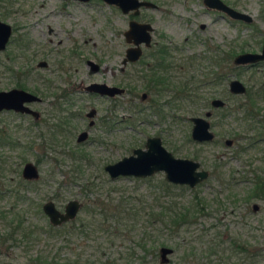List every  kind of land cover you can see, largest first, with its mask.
<instances>
[{
	"label": "rangeland",
	"instance_id": "rangeland-1",
	"mask_svg": "<svg viewBox=\"0 0 264 264\" xmlns=\"http://www.w3.org/2000/svg\"><path fill=\"white\" fill-rule=\"evenodd\" d=\"M151 1L158 2L159 10H144L143 14L155 20L154 32L163 31L176 44L175 57H200L199 71L196 72L193 66L191 72L194 77L201 79L203 76L208 63L202 57L210 55L208 45L219 47L225 80L222 86L204 89L207 92L204 96L225 100L228 110L233 111L225 116L214 115L211 131L215 140L198 145L188 142L190 124L187 117L202 113L200 106L192 111L178 110L177 106L176 109L163 110L165 117L159 120L149 110L134 113L131 107L136 105L138 97L127 92L122 97L127 99L128 105V111L121 113L127 118L125 123L115 126L111 132H104L103 126L90 130L87 141L79 146L87 159L80 164L82 174L75 182L68 183L67 171L75 167L67 156L68 147L75 144L78 131L86 128L85 121L73 120L66 141L57 137L66 145L54 150L47 149V141L41 139L40 134L48 138L51 126L57 122L56 98L62 89L72 90L76 87L73 82L80 78L81 83L86 77L93 81L106 79L112 82L108 72L102 70L104 65L113 68L119 77L116 68L123 51L120 33L125 29V15L116 6L102 0H0V21L11 28L7 45L0 52V90L13 88L15 83L21 84L26 91L41 99L31 107L43 118L32 123L29 118L11 112L0 114V264H35L36 257H40L41 263L54 252H58L57 264L76 261L77 258L79 262L108 258L115 264H264V251L261 250L264 247V197L250 196L253 172L260 175L264 169V141L251 143L264 124L261 90L264 89L261 88L264 61L241 66L232 63V57L238 53L260 51L264 42V0H222L229 7L249 15L250 23L231 21L226 16L213 21L214 13H202L201 0ZM163 10L171 14H165ZM186 19L192 22H185ZM200 23L206 25L205 29L195 32ZM185 36H189L190 43L182 45L180 42ZM39 61L45 62L46 67H38ZM88 61L100 66L98 72H91L86 64ZM74 68L78 72H72ZM22 71L28 74L17 79L15 74ZM131 71L128 69L127 88L140 91ZM116 77L113 76L112 80ZM230 78L239 80L249 90V95L257 96L254 103L262 117H258L259 123L251 124V129L248 126L250 121L243 119L242 110L234 109L239 103L245 104L244 96L233 97L227 92ZM69 97L70 111L74 112L83 113L88 107L104 104L82 93ZM216 114L220 112L216 111ZM149 136L159 137L162 146L174 157L195 160L201 169L209 172L208 178L195 187L181 185L183 188H174L172 192L183 205L197 193L204 200L205 214L197 216L193 223L181 227L177 233L164 232L160 238L165 244L161 246L156 224L144 243L143 249L148 250L146 255L137 250L135 241L140 237L141 220L145 216L142 211H147V207L139 211L137 222L127 223L133 227L130 231L123 230L117 235L97 229L99 215L91 217L82 207L72 223L60 227L64 233L47 238L44 226L48 222L41 211L42 203L47 200L53 201L59 210L70 199L83 204L95 197L111 198L113 204L125 200L135 207L138 198L150 203L158 195V188L151 184L163 177L161 172L152 175L149 185L125 177L109 180L101 171L104 164L129 155L133 148H142L144 139ZM91 138L101 142H91ZM224 139H231V146H225ZM37 159L39 178L36 188H21L19 193L26 199L15 200L12 189L20 177L22 165L25 162L35 164ZM214 160L218 168L213 166ZM86 180L97 183L94 192L83 194L80 185ZM56 195L58 199H55ZM154 200L156 203V198ZM111 203H108L109 207L113 205ZM251 204L257 205L258 209L252 210ZM153 209L158 210L157 206ZM90 218H94L95 223L85 227L87 236L83 237L77 229L78 224L90 222ZM72 225L74 229L69 230ZM30 230L36 232L30 236ZM233 244L249 250L244 253L239 250L240 246L233 247ZM162 246L172 249L166 262L159 260L158 249ZM132 249L133 254L128 255ZM213 249L217 252L210 254ZM257 250L258 256L249 258L250 253L254 255Z\"/></svg>",
	"mask_w": 264,
	"mask_h": 264
},
{
	"label": "flooded vegetation",
	"instance_id": "flooded-vegetation-1",
	"mask_svg": "<svg viewBox=\"0 0 264 264\" xmlns=\"http://www.w3.org/2000/svg\"><path fill=\"white\" fill-rule=\"evenodd\" d=\"M67 1H79V0H67ZM85 1H87V0H85ZM85 1H81V2H85ZM141 1L150 2L154 5V7L139 6L137 8L136 14H133L132 10L128 11L126 13H122L119 10L123 15H125V18H126L125 29L123 31H121V33H120L121 43H122L121 45L123 47V51H122V55L120 56L119 65L116 68V72H118L119 77L117 75H115L113 68H111L110 66L104 65L102 67V70H105L106 73L108 72L109 77H111L112 82H110V81L107 82L106 79H105V81L104 80L93 81V80H91L90 77H86V80H83L80 83L79 82L80 78H79L76 82H73L76 85V87H72V90L62 89L56 98L57 99V105L55 108L56 118H57L56 119L57 120V122H56V124H57L56 134H59V135H57L59 140L62 141V140H65L67 138V135L69 134V132L71 130L70 129L71 128L70 123L73 120L79 119L81 121H85L86 128L85 129L82 128L81 130L78 131V133L76 134V137H75V144L73 146L68 147L67 153H69L71 150L82 152L81 149H79V146L87 141L91 129H94L97 126L98 127L103 126V129H105L104 132H107V131L111 132L112 128H114L115 126H117V125L122 126V124L125 123L127 118L122 116L121 113H126L128 111V105H127V99L124 100V99H122V97L124 95H127V92H129L133 97H135V96L138 97V101L136 102V105L131 107L134 110V113L135 112L141 113L143 110H149V112L157 115L159 120H163L165 117L164 113L162 112L163 110H166L169 108H170V110L176 109V106H177L178 110L185 109V111H192L195 108L197 109L198 106H200L201 109L203 110L202 113H200L199 115H192V116L187 117V122L190 124L188 142L198 144V145L205 144V143H212L215 140L214 139L215 135L211 131V126L213 125L211 120H212L214 115H216L217 117H219V115L225 116V114L228 113L229 111H233V109L228 110V105L226 104L225 100H223L219 97L204 96L205 94H207V92H205L204 89L222 86L223 81L225 80L223 70H222L223 69V66H222L223 59H222V57H220L219 47L217 45H215V46H209L208 45V53L210 55H208L207 57L206 56L202 57V58H206L207 63H208L204 67L205 71L202 74L203 76H201V79L194 77L195 75H193L191 72H192L193 66L195 67L196 72L199 71L200 66H199L198 60L200 59V57L199 56H192V57L176 58L174 55L176 50H177L176 44L173 43L171 41L170 37L168 35L164 34L163 31L154 32L155 20H153L152 16L143 14L144 10L158 11L159 10L158 9V2H152L151 0H141ZM201 4L203 5V12L202 13L208 14L209 11L214 13V18L212 19L213 21L223 19L224 16L228 17L224 12H222L220 10L205 6L203 4V0H201ZM163 12H165V14L167 13L168 15L171 14V12H169V11L167 12V11L163 10ZM191 18L194 19V17H191ZM228 18L231 19V21L232 20L233 21H240L237 19H232L230 17H228ZM130 21H134L138 24L149 25L150 29L147 30V33L149 36L147 44H145L144 40H140V42L137 45H134L133 43L129 42L126 39L125 33L128 31V28H129L128 24ZM187 21L192 22L189 19L185 20V22H187ZM197 27H198V30L196 29L195 32H200V31H203L205 29L206 25H204L203 23H200L197 25ZM10 34H11V32H10ZM190 34H191V32H190ZM188 41H189V36H185L183 38V40L180 42V44L184 45V43H190ZM132 47H137L139 50V53L135 59L129 60L128 57L126 56V53H127V50L129 48H132ZM236 55H234L232 57V63L235 66H241V65L235 64L233 62V58ZM86 64L90 67V70L93 73L98 72V70L100 69V66H98L96 63H94L92 61H90V62L88 61ZM249 65H253V64H249ZM37 66L41 67V68L46 67V63L43 61H39L37 63ZM128 69H132L131 74H134V76L136 77V82H137V85L139 86L140 91L137 90L136 92H134V91L128 90L127 83H126ZM74 71L78 72V70L75 68H74V70H72V72H74ZM26 74H28L27 71H22V72H19L18 74H15V76L17 77V79H20L21 77H24ZM113 76L114 77L117 76V77L114 80H112ZM232 79H235V78H230L227 81V92L229 95H231L233 97L244 96L245 104L239 103V104L234 106V109L237 111L239 109L242 110L243 119L246 122L250 121V123H248V126L250 128L252 123H259L258 117H260V116L262 117L261 114H260V116L258 115L259 108L254 103V100L257 98V96L249 95V90L246 88L242 94L230 92L228 89V82ZM87 80L89 82H87L85 85H83V82H85ZM92 83L93 84H101V85H104L108 88H115V89H118L119 92H114L113 94H100L97 91H94L93 89H87L86 88L89 84H92ZM10 89H21L23 91H26L24 89V86H22L19 83H15V87L10 88ZM0 91H7V90H0ZM26 92H28V91H26ZM28 93H30V92H28ZM77 93L78 94H80V93L85 94V96H88L90 98L92 97L93 99L94 98L99 99L100 101H103L101 103H104V104L102 106L100 105L99 107H92V106L88 107V109L83 113L79 110L76 112L70 111V109H71L70 105L72 103H71L69 95H73V94H77ZM30 94H33V93H30ZM262 95H264V94H262ZM34 96H36V95H34ZM36 97L39 100L30 102V103H24L25 106H27L29 109L33 110L36 113L35 116L32 115L31 113L14 111L12 109H9V110L2 109V110H0V114L3 112H11L18 117H22L25 119L29 118L32 121V123H36L37 121L40 122L43 120L41 113H39L38 111H36L35 109H33L31 107L32 104L40 102L41 99L38 96H36ZM248 97H249V100L253 99V103H250L249 105H247L249 103ZM212 100H220L222 102V104L217 105V106L212 105L211 104ZM216 111L220 112V114H216ZM117 113H119L120 115H118ZM171 117H173V116H171ZM195 117L203 118L208 122L209 130L213 134V137L210 141H196V140L191 138V128L193 126V123L190 119L195 118ZM139 120H144V119H139ZM260 128L261 129L253 137L251 143H255L258 141H264V134L262 131V130H264V124ZM81 132H86V135L82 140L78 141L77 137ZM149 137H157V136H149ZM40 138L46 139L45 137L42 136V133L40 134ZM146 138H148V137H146ZM146 138L144 139V142H145ZM226 140H229L230 144H228V145L225 144ZM90 141L91 142H98V143L101 142L100 140H98L96 138L95 139L91 138ZM8 142H5V143H8ZM232 142L233 141L231 139H224L223 140V144L225 146H231ZM61 145H62L61 147H64L66 145V143L63 142V143H61ZM140 149H144V143H143V147ZM80 164H82V161H80ZM106 164H110V163H106ZM106 164H104L102 166L101 171L104 172L108 178L107 173L103 169V167ZM213 166H215L216 168L219 167V165L215 162V160L213 161ZM199 168H200V165H199ZM37 169H38V167H37ZM38 171H39V169H38ZM68 171H73L74 173L76 172L77 174L81 175L83 168L80 167L78 169V168H71L70 167V169ZM259 173H260V175H257L256 171L253 172L252 185H253L254 181H256V180L263 182L262 192H260L257 196L258 197H264V169L262 170V172L260 171ZM208 176H209V172L207 171L206 179L208 178ZM20 178L24 181H28V180H25L21 177V170H20ZM257 196H251V197H257ZM78 202L80 203V207L78 209V211H79L82 209V203L80 201H78ZM252 205L253 204H251L252 210L258 209V206H256L257 207L256 209H253ZM78 211H77V213H78ZM77 213H76V215H77ZM76 215H75V217H76ZM75 217L71 220H68L66 222L61 223L58 226H62L66 223L73 222ZM47 222H48V220H47ZM58 226H54V227H58Z\"/></svg>",
	"mask_w": 264,
	"mask_h": 264
},
{
	"label": "water",
	"instance_id": "water-1",
	"mask_svg": "<svg viewBox=\"0 0 264 264\" xmlns=\"http://www.w3.org/2000/svg\"><path fill=\"white\" fill-rule=\"evenodd\" d=\"M85 1V0H79ZM106 4L116 6L122 13L133 11L136 14L139 6L154 5L147 1L141 0H102ZM203 4L207 7H212L224 12L232 19L240 20L244 23H250L251 17L244 12L233 9L221 0H203ZM128 31L125 33L126 39L137 45L140 40H144L147 44L149 36L147 30L150 29L147 24H138L134 21L129 22ZM10 26L0 21V51H2L10 36ZM139 50L137 47H132L127 50L126 56L129 60H133L138 55ZM260 61H264V42L260 47L259 52H242L233 58V62L239 65H249ZM87 89H93L100 94H113L119 92L118 89L108 88L101 84H89ZM228 89L232 93L242 94L245 90L244 85L237 79H232L228 82ZM39 100L33 94H30L21 89H9L7 91H0V110L12 109L14 111L36 113L29 109L24 103H30ZM212 105H221L220 100H212ZM193 123L191 128V138L196 141H210L213 137L212 132L209 130L208 122L203 118H191ZM86 132H81L77 140H82ZM225 144H230L229 140ZM110 180L118 177H133V178H146L155 173L161 172L166 182L172 185H184L188 188H193L195 185L206 179L207 171L199 168L197 161L174 157L168 152L161 144L158 137H148L144 142V149L134 148L127 156H123L117 161L106 164L103 167ZM21 177L25 180H36L39 177L37 166L32 162H25L21 168ZM257 205L253 204L252 208L256 209ZM80 203L76 199L66 201L63 208L59 210L53 201L47 200L41 205V211L46 216L48 222L53 226H58L63 222L71 220L75 217ZM160 262H166V256L172 252V249L167 246H162L158 249Z\"/></svg>",
	"mask_w": 264,
	"mask_h": 264
},
{
	"label": "trees",
	"instance_id": "trees-1",
	"mask_svg": "<svg viewBox=\"0 0 264 264\" xmlns=\"http://www.w3.org/2000/svg\"><path fill=\"white\" fill-rule=\"evenodd\" d=\"M261 88H264V82L261 84ZM264 94V89H261ZM249 100V97H248ZM253 99L249 100L248 102L250 103ZM57 131V124L52 125L50 128V135L48 138H46L45 142L47 141V149L54 150L55 147H61V143L57 139V134L53 135ZM54 152V151H53ZM63 155L60 154V156ZM67 156L70 158V160L75 164V167L71 168H80V161L84 160L87 161L86 156L84 153L79 152V151H74L71 150L69 153H67ZM55 164L58 163V161L55 159ZM35 164H38V159L35 161ZM73 164V165H74ZM262 172V171H261ZM80 173V172H79ZM67 182H75L81 175L77 174L76 172L74 173L73 171H67ZM258 177V176H257ZM133 179L134 181H139V182H146L147 184L152 183L153 177H146V178H133V177H128ZM38 183L37 180H31V181H24L20 177H18L15 187L12 189L15 200L20 201L19 199H26L24 194L20 195V189L21 188H26L27 186H30L31 188L35 189L36 185ZM68 183H65L68 184ZM152 186H156L158 188V195L156 197H153L150 203L145 202L144 199H136L137 200V205L129 203V201H119V203L116 201L111 203V198H106V199H99V197H95V199H90L91 201L88 202H83L82 207L83 209L89 213L91 217H93L95 214L99 215L100 222L98 223V228L100 230H103L107 232L108 234L114 233L117 235L120 233V231H130L133 227L131 225L128 226L127 223H133L134 221L137 222V217L138 213L140 210H143L145 207L149 208L147 211H142L145 213L144 219L141 220L143 221L142 224V230L140 232V237L138 238L137 241H135V247L137 250H142L145 255L147 253V249H143L144 243L147 239L150 237V233L155 229V225L157 232L159 234V241L158 244L164 245L165 241L161 240L160 235H162L164 232L173 234L177 233L178 230L185 226L189 225L194 222V219L201 215L205 214V204L204 200L202 197L198 196L197 193H194L189 202H187L186 205H183V203H180L178 200H176L173 195L175 193L173 192L174 188H183L181 185H172L164 180L163 177L159 178L156 181V184H151ZM262 185L263 182L256 180L253 183V189H252V194L250 196H257L260 192H262ZM80 188L83 192V194H86V192H94L95 188L97 189V183H95L92 180H86L85 182L81 183ZM23 190V189H22ZM55 199H58L57 195L55 196ZM154 198H156V203ZM122 200V199H120ZM30 202H32L30 200ZM108 203L113 204L110 207L108 206ZM157 206L158 210L155 212L154 207ZM91 219V218H90ZM94 218L90 220V222L87 223H79L77 229L79 230V234L83 235V237L87 236V233L84 231L85 227L93 225ZM72 223V222H71ZM44 232L47 235V238H50L54 235H59L62 232L60 229L61 226L54 227L50 225L49 223H46V226H44ZM124 227V228H123ZM74 229L73 225L69 229ZM16 230V229H15ZM36 231H29L30 236L32 233L34 234ZM66 233V232H65ZM162 237V236H161ZM238 244H233V247H237ZM240 246V245H238ZM242 249L244 253L247 252V250L244 246H240L239 250ZM264 251V247L262 249ZM217 249H213L210 254L216 253ZM55 254L51 256L48 259H44V261L39 262L40 257H36L35 264H57L56 262V257L58 256V252H54ZM154 253V252H152ZM128 255L133 254V249L132 251L130 250ZM150 254V253H149ZM259 252L258 250L255 251L254 255L250 253L249 258L253 256H258ZM190 255V254H189ZM209 256V255H208ZM140 258L143 259V256ZM186 256L183 258L185 260ZM65 264H115L114 260H110L108 258H105L104 260H98V261H89L88 259H84V261L79 262L78 258L76 261H66ZM208 264V263H207ZM218 264V263H216Z\"/></svg>",
	"mask_w": 264,
	"mask_h": 264
}]
</instances>
